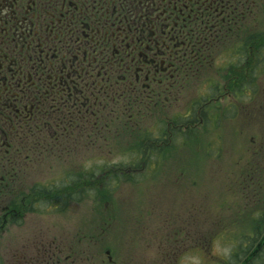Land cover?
<instances>
[{"label": "flooded vegetation", "instance_id": "1", "mask_svg": "<svg viewBox=\"0 0 264 264\" xmlns=\"http://www.w3.org/2000/svg\"><path fill=\"white\" fill-rule=\"evenodd\" d=\"M242 1L0 0V264H68L66 249L75 247L53 236L45 216L51 205L61 213L69 196L64 181L56 185L43 175L50 159L62 160L63 154L81 147L88 153L87 147L107 145L113 136L128 137L124 129L134 126L146 147L136 155L142 162L153 157L157 166L160 160L177 161L174 147L190 148L194 131H209V123L229 117V109L230 124L250 114L253 125H259L264 107L262 113L247 107L257 103L258 77L252 67L244 87L238 77L233 85L227 84L230 79L224 83V93L213 88L209 94L210 84L203 78V91L190 98V88L204 75L210 58L219 55L218 46L230 43L226 35L239 23ZM237 57L233 65L240 72L242 60ZM188 86L190 104L177 111ZM226 96L233 97L227 109L211 105ZM247 96L251 102L243 101ZM260 104L264 106V98ZM166 113L165 123L160 116ZM145 114L153 115L156 125H144ZM243 124L248 122L240 120ZM219 138L222 153L223 133ZM249 149L250 171H237V176L233 171V186L241 188L243 177L247 197L258 201L264 191L258 176L264 154H259L261 143ZM239 157L234 166L241 169ZM176 172L181 179L180 170ZM93 174L89 177L96 186ZM51 183L64 191L56 201H50ZM261 211H251L253 223L264 224ZM181 232L176 231L179 236ZM263 235L254 231V242L238 264ZM169 236L177 241L174 232ZM109 262L116 260L111 256Z\"/></svg>", "mask_w": 264, "mask_h": 264}, {"label": "rangeland", "instance_id": "2", "mask_svg": "<svg viewBox=\"0 0 264 264\" xmlns=\"http://www.w3.org/2000/svg\"><path fill=\"white\" fill-rule=\"evenodd\" d=\"M240 8L239 23L226 35L225 41L230 43L218 46L219 55L210 58L204 75L190 88V98H197L198 89L203 91L199 83L203 78L210 84L209 94L214 93L213 88L224 93L223 85L228 79L227 84L233 85L239 77L244 87L250 82L247 76L253 68L258 77L257 103L252 102L247 107H257L259 112L264 107L260 104L264 98V0H243ZM238 55L242 60L240 72L235 71L233 65L240 59ZM238 74L240 76H236ZM208 97L207 94L205 99ZM190 98L188 86L187 97L177 103V111L188 107ZM232 99L226 96L211 105L224 104L227 109ZM243 101L250 100L247 96ZM231 113V109L226 111L229 117ZM153 115L145 114L143 122H139L146 126L156 125L157 119ZM258 116L257 126L253 125L250 114L245 120L243 116L239 117L235 125L228 122L229 117L214 120L209 123V131H194L188 143L190 148L174 147V154L179 155L177 161L174 157L160 160V166L159 163L156 166L153 157L142 162V158L136 155L146 147L140 144L134 126L124 129L128 131V137L113 136V141L107 145L87 147L88 153L81 147L69 155L63 154L61 161L50 159L49 169L43 171L50 182L62 185L64 181L67 184L65 182L75 176L81 181L78 187L65 186V193L69 192L68 204L61 213L51 205L50 212L45 215L49 218L53 236L62 237L67 245L75 247L72 251L66 249L65 253L71 255L67 263L111 264L109 260L113 256L115 264H238L254 237V231L259 233L258 237L264 234V224L253 223L251 215V211L264 210V191L261 192L262 200L255 201L247 197L243 177L241 188L235 190L233 186L237 171L243 175L250 171L249 148L261 143L259 154H264V113ZM160 117L166 120L165 123L168 121L167 113ZM240 120L248 124L241 126ZM220 133H223L225 142L222 153L218 152L219 144L223 142ZM172 150L170 147L168 152L172 153ZM214 153L220 156H211ZM181 154L184 155L182 158ZM237 156H240L241 169L234 166ZM259 160L261 171L258 176L264 186V158ZM140 167L143 168L138 171ZM178 170L181 179L176 177ZM233 171L236 173L234 177ZM92 172L96 186L89 177ZM64 191L50 185V197H54L50 201H56ZM186 197L189 202H184ZM222 210L225 212L221 213ZM27 224L20 230H25ZM178 230H182V236L176 233ZM170 232L177 235L174 236L177 241L172 240ZM263 258L255 264H264Z\"/></svg>", "mask_w": 264, "mask_h": 264}, {"label": "trees", "instance_id": "3", "mask_svg": "<svg viewBox=\"0 0 264 264\" xmlns=\"http://www.w3.org/2000/svg\"><path fill=\"white\" fill-rule=\"evenodd\" d=\"M80 177L79 176H75V177H72V179L70 180V181H68L67 182V184H65V185H74V186H79L80 185ZM51 185V187L53 188V184H50ZM53 192V191H52ZM81 192V191H80ZM260 220L262 221V222H264V216L262 217V219L260 218ZM261 221H258L257 220V222H261ZM256 234H259L258 232L256 233ZM248 238H250L251 239V237H248ZM250 239H247V240H250ZM254 242V239H252V242H250V243H248V244H252ZM169 243H171V241H169ZM246 249H248V248H246ZM235 256H237L236 254H235ZM264 256V247L261 249V251L258 253V255H257V257L253 260V261H250L248 264H255L259 259H261L262 257ZM264 259V258H263ZM263 263H264V261H263Z\"/></svg>", "mask_w": 264, "mask_h": 264}, {"label": "water", "instance_id": "4", "mask_svg": "<svg viewBox=\"0 0 264 264\" xmlns=\"http://www.w3.org/2000/svg\"><path fill=\"white\" fill-rule=\"evenodd\" d=\"M264 246V235L260 239V241L257 243L256 247L253 248V250L248 254L247 257H245L240 264H248L251 259L259 253V251L263 248Z\"/></svg>", "mask_w": 264, "mask_h": 264}]
</instances>
